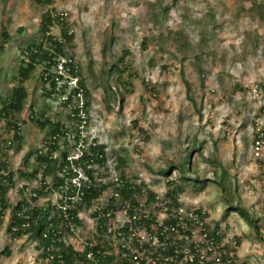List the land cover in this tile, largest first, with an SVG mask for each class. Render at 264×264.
Masks as SVG:
<instances>
[{
	"label": "rangeland",
	"instance_id": "374dc122",
	"mask_svg": "<svg viewBox=\"0 0 264 264\" xmlns=\"http://www.w3.org/2000/svg\"><path fill=\"white\" fill-rule=\"evenodd\" d=\"M153 1L55 0L57 8H60L58 10H67L71 19H77L78 23L74 27L77 45L72 52L82 67H85L88 82L92 80L88 76L91 70L99 74L102 68H109L126 47L131 51L134 64L124 73L128 76L129 85L126 90L120 87L123 101L120 104L112 98L113 109L110 112L103 99V91L99 86L91 84L92 101L89 119L83 126V136L96 137L108 145V179L118 176L122 171L123 168L116 165L117 155H123V149H127L128 163L124 168L128 176L140 172V177L162 193L165 178L148 171L146 166L150 165L154 169L165 167L171 164L172 158L179 162L183 148L189 144L195 145L198 153L194 156L192 169L196 168L195 171L200 173L206 171L208 176H212L215 168H222L226 172L225 179L234 185L236 176L237 194L250 210L255 209L254 212L260 216L264 235V177L255 164L251 149L254 123L264 125V90H254L256 84L264 82V24L258 30L249 24L243 26L241 19L234 18L230 30H206L203 37L201 30L204 24L209 26V16L225 10L227 16L232 17L243 5V1L234 0V8H228L230 4L227 0L176 2L177 6L187 7L191 12L197 8L205 12L208 17L203 18V26L199 27L180 26L175 11L168 18L161 13L159 15L161 8L158 4L147 5ZM162 2L166 4L173 0ZM208 3L215 8L210 15ZM34 5L33 0H0V26L5 23L7 32L13 37L5 49L0 51V70L8 71L9 75L17 67L19 46L23 44V39L14 38L16 30L23 27L25 40L29 42L34 38L32 32L38 28L42 8ZM133 23L136 24L134 27ZM169 26L173 28L172 32L167 28ZM84 28L85 39H82L80 33ZM178 30L180 34L176 36ZM169 31L171 34L166 35ZM53 32L57 34L59 27L55 26ZM111 33L115 34L116 40L103 55L101 48L109 42ZM144 34L149 38L146 48L141 46ZM158 34L163 36L165 42L160 51L157 50ZM245 39L253 45L250 52L246 49ZM150 57L155 58L151 65L148 62ZM88 64H91L90 67H87ZM163 64H167V67L162 68ZM133 71H137L139 77L130 75L129 72ZM35 77L26 81L25 85L29 101L35 99L39 102L38 106H41L46 102L41 96V84H37ZM147 79L151 86L157 82L160 84L154 90H146L144 86ZM202 83L204 87H201ZM244 85H250V91ZM31 88L37 92L32 93ZM0 93L3 96L9 95L2 81ZM58 107L59 101H55L54 109ZM196 108L201 109L200 114ZM28 112L26 107L21 118L28 119ZM65 112L62 109L64 117ZM49 114L54 116V111H49ZM135 118L147 129L148 139H144L143 134L132 127V119ZM22 134V145L15 143L7 153L16 180L15 187L7 194L12 203L17 202L22 195L30 196L33 189L39 186V179L26 177L22 173L28 171V167L23 165V159L29 151H32V155L39 147L44 140L45 130H40L34 121L27 120L22 125ZM71 142L74 143L72 138ZM74 154L77 151L71 152V155ZM29 158L33 161V156ZM172 177L178 178V172H173ZM24 182L26 187L21 193L19 189ZM185 184L187 187L181 195L184 202L192 206H203L214 221L221 222L223 228L229 225L228 240L234 236L241 237V244L235 248L237 263L264 264V242L236 212H226L223 199L218 193V185L206 182L203 187L202 183L192 179L186 180ZM53 197L56 199V196ZM41 203L45 204L46 199L41 198ZM10 219L8 210L0 226V264H34L35 241L27 236L12 237L8 230ZM82 219L87 223L91 221L87 212L82 213ZM83 235L82 232L78 233V238Z\"/></svg>",
	"mask_w": 264,
	"mask_h": 264
},
{
	"label": "trees",
	"instance_id": "16d2710c",
	"mask_svg": "<svg viewBox=\"0 0 264 264\" xmlns=\"http://www.w3.org/2000/svg\"><path fill=\"white\" fill-rule=\"evenodd\" d=\"M261 6L262 2H253V9ZM259 15L264 18V9ZM51 25L53 19L49 14H44L41 30L49 31ZM65 25L63 21L59 37L49 35V43L40 38L20 47L26 57L10 78L14 84L11 94L6 98L0 96V143L3 142L0 145V226L9 210L11 219L8 230L12 237L27 236L35 241L34 264H238L235 248L241 244V237L234 236L228 240L229 225L223 228L221 222L211 218L208 210L190 207L180 198L187 187L186 180H195L202 183L203 187L206 182L216 183L226 212H236L264 242L260 216L254 212L255 209L250 210L237 194V177H234V185L225 179L226 172L222 168H215L212 176H208L206 171L200 173L195 171L196 168L192 169L194 156L198 152L195 145L189 144L183 148V155H179L181 161L175 162L172 158L171 164L165 167L154 169L150 165L146 166L148 171L165 178L163 193L140 177V172L128 176L124 168L128 163L127 149H123V155H117L116 165L122 167V171L118 176L108 179V145L96 137L83 136L82 132L89 119L92 101L91 85L83 73L85 69L80 66L77 68L79 87L71 91L64 105L68 102L78 105L75 109L69 106L65 117L60 112L51 116L47 114V109H36L31 104L28 119L21 118L27 98L22 83L33 75L38 61L51 66L60 56L75 58L72 52L74 40L69 33L70 24L65 22ZM169 34L171 32L166 35ZM10 39L6 26H0V51ZM156 39L159 43L157 50L160 51L165 43L163 36L158 34ZM115 40V34L111 33L109 42L102 49L103 54ZM148 42L149 38L144 34L141 46L146 48ZM121 51L109 68H102L99 74L93 70L88 73L92 78L90 84L99 86L103 91L108 112L113 109L112 98L122 103L120 87L126 90L129 85L128 76L124 73L134 65L129 47ZM154 60L150 57L149 64ZM162 66L166 68L167 64ZM129 73L139 77L137 71ZM49 77H41L43 86H46ZM157 84L160 83L151 86L147 79L144 87L146 90H154ZM201 85L205 86L203 83ZM81 89L82 96L79 98L77 93ZM82 100V106H79ZM196 109L200 114L201 109ZM27 120L34 121L40 130H45L44 140L39 147L32 155V151H29L23 159V165L28 167V171L22 173L26 177L39 179V186L33 189L30 196L22 195L17 202L12 203L7 194L15 187L16 180L7 153L15 143L22 145V125ZM132 122V127L142 133L144 139H148V131L139 123L138 118L132 119ZM77 146L81 148V153L72 158L70 149ZM31 156L33 161L29 158ZM256 162L264 177L263 157L256 158ZM175 171L178 172V178L172 177ZM25 187L24 182L19 191L23 193ZM41 198L46 199L45 204L41 203ZM83 212L89 214V223L82 219ZM189 212L194 215L191 216ZM81 232L84 235L78 238Z\"/></svg>",
	"mask_w": 264,
	"mask_h": 264
},
{
	"label": "clouds",
	"instance_id": "9594fccd",
	"mask_svg": "<svg viewBox=\"0 0 264 264\" xmlns=\"http://www.w3.org/2000/svg\"><path fill=\"white\" fill-rule=\"evenodd\" d=\"M205 1H208V0H205ZM233 1L234 0H227V2L230 4V7H228V8H234ZM242 1H243V5H241L240 8H238L236 10V12L233 15H231L232 17H228L227 16L228 12H226L225 10H221V12H218V13L216 12L212 16H209V17L205 14V12L203 10H201L199 8H197L195 12H191V11H189V9L185 5L184 6L186 8H182V7L177 6L176 2H179V0H173V2L166 3V4H163L162 0H154L153 2L147 3V5L158 4L161 8V11H162V12L161 11L159 12V15L161 13L165 18L166 17L168 18V15L170 13H172V11H175L177 14V18H179V25L183 26V27H187V26H190V27L198 26L199 27L200 25L203 26V18L208 17L209 26L207 27L204 24L205 28L203 27L201 30L203 37H205V31L206 30L207 31L215 30L217 28H222L223 32L230 30L231 29L230 23L232 21H235L234 18L236 20L241 19L240 22L243 24V26H247L249 24L252 27H255L256 29L260 30L262 27V24H264V18L260 17L259 12L264 9V0H257L258 2H262V6L259 9H253V2H255L256 0H242ZM33 2L35 3L34 7H41L42 8V14L40 15V18L38 19V22H37L38 28H36L34 30V32H32V37H34V38L29 42L26 41L25 37H24L25 33H24L23 27H19L16 30V32H15L16 36H14V38L23 39L22 45L24 47L28 43L31 44L35 39H40V38H42V40H44L45 42L49 43L50 39H48V38H49L50 34L54 35L55 37L60 36L62 22L64 21V26H66L65 22H68L70 24L69 33L72 34V36H73L74 48H75L77 45L76 44L77 42L75 40L76 33L74 32V27L78 23L77 19H75V18L71 19L70 13L67 10H58L60 8H57L58 5H57V3H55V0H33ZM245 4H247V5L245 6ZM178 9H181V10H178ZM207 9H208L209 15H210V13H212L213 10H215V8H213L210 3H208ZM244 12H246V14ZM44 14H49L50 17L53 19V25L50 26L51 28L49 31H47V30L42 31L41 30V22H42V17ZM255 14H256V17H254ZM163 23H164V21H163ZM2 25L6 26L5 23H3ZM135 25H136L135 23L132 24L133 27ZM55 26L59 27V32L57 34L53 32V29ZM167 28H170L171 29L170 31L172 32V30H173L172 27L169 26ZM46 31H47V33H46ZM176 33L180 34V30H178ZM80 37L82 39H85V28L81 31ZM12 39H13V37H11V39L9 41H11ZM244 42H246L245 43L246 49L250 52L251 49L253 48L252 43L247 42L246 39ZM105 44H104V46H105ZM21 46H19V49ZM104 46L101 48V51L104 48ZM5 47H6V45H5ZM74 56H75V54H74ZM25 57L26 56L22 54V49H20L19 53H18L17 60H16L17 67L15 68V71L11 75H9L8 71H6V70L5 71L0 70V82L2 81L3 84L7 86L8 92H9V95H7V96H3L0 93V96L2 98H6V97L10 96L11 88L14 85L10 81V78L18 70L20 63H21V60ZM55 61H56L55 64H52L51 66H47L46 65L47 63H41L39 60L38 63L36 64V69H35L33 75L30 78H28L27 80H25L23 83L21 82L27 91V98H26V102L24 104V110L26 109V107L29 110V106L31 104H34L37 107L36 109H44V110L47 109V114H49V111H54V114L56 112H60L62 114V109H65L67 111L69 106H72L74 109H75V107H77L78 104H76V103L68 102V103H66V105H64V103L68 99L71 91L73 89L79 87L80 76L76 73L78 66H80L83 69H85V67H82L81 63L78 61L76 56L74 59L72 57L69 58L68 56H60ZM83 73H84V70H83ZM34 75H36L35 79H36V82L38 81L37 84H39V85L41 84V96L45 99V102H46L45 104H41V106H38L39 102L35 101V99L32 101H29V93H28L27 87L25 85V82L30 80L32 77H34ZM49 75H50V77L48 79V83L46 84V86H43V84L40 81L41 77L46 79ZM86 81H87V78H86ZM52 82H54V85H52ZM21 83H19V84H21ZM88 83H89V85H91L90 82H88ZM244 86L247 88V90L249 89V91H250V88H249L250 85H244ZM244 86H240V88L243 89ZM258 89H260V91L264 90V82L260 81L258 84H256V87L254 88L255 92H257ZM235 91H236V89H235ZM36 92L37 91L32 89V93H36ZM77 96L79 98L82 96V89L77 93ZM55 101H57V102L59 101L58 109H54ZM76 102H78V101H76ZM82 103H83V100L79 104V106H82ZM26 104H27V106H26ZM69 104H71V105H69ZM263 106H262V108H264ZM253 132H254V134H253ZM263 136H264V125L260 126L259 123L257 122L256 125L253 126L252 131H251V149H252L253 159L255 160V164L258 166L259 169H260V167H259V164L256 162V158H258L259 156H262L263 161H264V152L260 151L259 154L257 153V151H258L257 146L259 145L257 143V141H259L260 144H262L264 146ZM72 151H77V154L71 155ZM80 153H81V148H79L78 146L70 149V155L72 158L78 157V155ZM262 167L264 168V164ZM78 171H80V169H78ZM79 178H81V177L79 176ZM163 190H164V187H163ZM181 200L183 201L182 198H181ZM189 206L190 207H202L205 211H207V209L201 205H198V206L189 205ZM189 214L191 216L194 215L192 212H189Z\"/></svg>",
	"mask_w": 264,
	"mask_h": 264
},
{
	"label": "built area",
	"instance_id": "2783aa9c",
	"mask_svg": "<svg viewBox=\"0 0 264 264\" xmlns=\"http://www.w3.org/2000/svg\"><path fill=\"white\" fill-rule=\"evenodd\" d=\"M257 143L259 144V145L257 146V149H258L257 153L259 154L260 151H261V152H264V146H263L262 144H260L259 141H257Z\"/></svg>",
	"mask_w": 264,
	"mask_h": 264
}]
</instances>
